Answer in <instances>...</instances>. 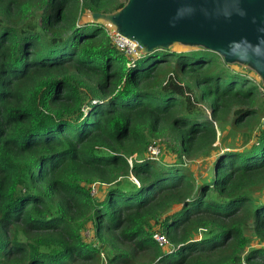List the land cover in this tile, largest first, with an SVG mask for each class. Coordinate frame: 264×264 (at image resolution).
Wrapping results in <instances>:
<instances>
[{
  "label": "trees",
  "instance_id": "16d2710c",
  "mask_svg": "<svg viewBox=\"0 0 264 264\" xmlns=\"http://www.w3.org/2000/svg\"><path fill=\"white\" fill-rule=\"evenodd\" d=\"M126 2L0 0V264H264L255 75L79 24Z\"/></svg>",
  "mask_w": 264,
  "mask_h": 264
},
{
  "label": "water",
  "instance_id": "95a60500",
  "mask_svg": "<svg viewBox=\"0 0 264 264\" xmlns=\"http://www.w3.org/2000/svg\"><path fill=\"white\" fill-rule=\"evenodd\" d=\"M89 17L136 42L144 55L175 46L205 49L264 85V0H127L115 12Z\"/></svg>",
  "mask_w": 264,
  "mask_h": 264
},
{
  "label": "built area",
  "instance_id": "2783aa9c",
  "mask_svg": "<svg viewBox=\"0 0 264 264\" xmlns=\"http://www.w3.org/2000/svg\"><path fill=\"white\" fill-rule=\"evenodd\" d=\"M106 32L109 35V37L112 39L114 45L129 59H132V63H134L136 60L140 59L143 56V53L139 51V47L136 42L121 37L110 27H106ZM250 78H253V80H255L254 83L259 87L260 92L264 93V85H262L260 80H258V78L256 77H250ZM163 150H164V145L161 140H155L148 147V153L150 157L152 158V160H156V161H158L161 158ZM92 193L93 195H96L97 189L94 188ZM155 240L158 242V244L161 247H166L168 245V240L163 235L162 236L156 235Z\"/></svg>",
  "mask_w": 264,
  "mask_h": 264
},
{
  "label": "rangeland",
  "instance_id": "374dc122",
  "mask_svg": "<svg viewBox=\"0 0 264 264\" xmlns=\"http://www.w3.org/2000/svg\"><path fill=\"white\" fill-rule=\"evenodd\" d=\"M91 23V20H90V17H89V14L88 16L87 15H84L83 18L81 19L80 23L81 25L83 24H87V23ZM188 48H185V47H182V46H175L173 47L171 50H174V51H182V50H187ZM132 64V63H131ZM238 66V65H237ZM251 72V71H250ZM253 73V72H252ZM254 74V73H253ZM255 75V74H254ZM256 78H258L256 75H255ZM251 81L253 80L252 78L250 79ZM258 80H260L258 78ZM253 82V81H252ZM206 107V106H204ZM211 160H214V158H212ZM211 165V161L210 160H206L205 162L203 161H197L196 164H194V168L197 170L198 169V172H205V170ZM205 174V173H204ZM96 193V191H95ZM98 195V191H97V194ZM87 235H89V232L86 233Z\"/></svg>",
  "mask_w": 264,
  "mask_h": 264
},
{
  "label": "bare ground",
  "instance_id": "6f19581e",
  "mask_svg": "<svg viewBox=\"0 0 264 264\" xmlns=\"http://www.w3.org/2000/svg\"><path fill=\"white\" fill-rule=\"evenodd\" d=\"M253 82L255 81V80H252Z\"/></svg>",
  "mask_w": 264,
  "mask_h": 264
}]
</instances>
